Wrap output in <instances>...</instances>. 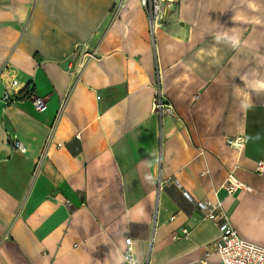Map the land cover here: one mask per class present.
I'll return each instance as SVG.
<instances>
[{
  "label": "crops",
  "instance_id": "0c3cea01",
  "mask_svg": "<svg viewBox=\"0 0 264 264\" xmlns=\"http://www.w3.org/2000/svg\"><path fill=\"white\" fill-rule=\"evenodd\" d=\"M162 4L153 32L140 0H0V264H125L127 237L139 263L222 264L201 200L264 245V0Z\"/></svg>",
  "mask_w": 264,
  "mask_h": 264
},
{
  "label": "built area",
  "instance_id": "2783aa9c",
  "mask_svg": "<svg viewBox=\"0 0 264 264\" xmlns=\"http://www.w3.org/2000/svg\"><path fill=\"white\" fill-rule=\"evenodd\" d=\"M171 2V1H169ZM143 6L151 28L154 32V28L158 25V20L162 18L164 5L162 0H140ZM169 3L168 5H170ZM89 57H93L94 52H88ZM18 79L11 78L4 90L3 100L6 102L18 100L22 94H20L17 89ZM30 102L36 111H43L46 108V98L43 96H30ZM151 109L160 118L163 115L170 116L177 120L178 114L167 98L163 95L160 89H157L151 99ZM160 141V139H159ZM225 142L228 146L236 149H241L244 145L245 138L241 135L226 137ZM160 144V142H159ZM11 145L16 148V150L24 153L26 148L22 141L13 136L11 138ZM161 146V144H160ZM257 172H264V162L260 161L257 164ZM167 182V180H161L158 178V185ZM241 186V182L235 178L230 172L227 174L222 187L225 189L227 195H231ZM187 198L192 201L191 196L186 194ZM196 206L201 211L203 219H209L214 222L219 230V236L214 243L215 250H208L205 257L209 256L213 252L218 254L222 264H264V245L253 243L247 239L239 236L236 229L232 226L229 217L225 213L222 202L219 199H215L214 202L208 200L195 201ZM182 233L187 236L189 233L188 228H183ZM177 236H173L176 238ZM122 260L125 264H150L149 256L143 260V262H138L132 251V240L130 237L125 238V247L122 253ZM205 264L206 261L202 260ZM122 264V263H121Z\"/></svg>",
  "mask_w": 264,
  "mask_h": 264
},
{
  "label": "trees",
  "instance_id": "16d2710c",
  "mask_svg": "<svg viewBox=\"0 0 264 264\" xmlns=\"http://www.w3.org/2000/svg\"><path fill=\"white\" fill-rule=\"evenodd\" d=\"M28 93H29V90H24V95L23 96H26Z\"/></svg>",
  "mask_w": 264,
  "mask_h": 264
}]
</instances>
